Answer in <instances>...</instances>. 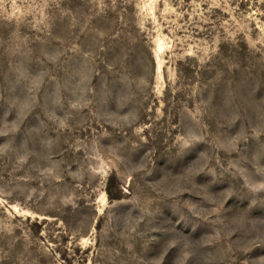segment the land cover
Wrapping results in <instances>:
<instances>
[{
	"label": "rangeland",
	"instance_id": "rangeland-1",
	"mask_svg": "<svg viewBox=\"0 0 264 264\" xmlns=\"http://www.w3.org/2000/svg\"><path fill=\"white\" fill-rule=\"evenodd\" d=\"M0 264H264V0H0Z\"/></svg>",
	"mask_w": 264,
	"mask_h": 264
},
{
	"label": "bare ground",
	"instance_id": "bare-ground-1",
	"mask_svg": "<svg viewBox=\"0 0 264 264\" xmlns=\"http://www.w3.org/2000/svg\"><path fill=\"white\" fill-rule=\"evenodd\" d=\"M159 49H161V47L159 46Z\"/></svg>",
	"mask_w": 264,
	"mask_h": 264
}]
</instances>
